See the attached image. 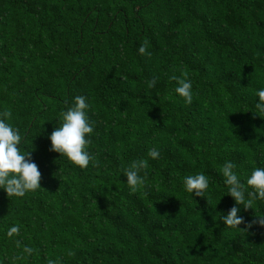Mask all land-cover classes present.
<instances>
[{"label": "trees", "instance_id": "16d2710c", "mask_svg": "<svg viewBox=\"0 0 264 264\" xmlns=\"http://www.w3.org/2000/svg\"><path fill=\"white\" fill-rule=\"evenodd\" d=\"M184 72L191 105L170 79ZM260 89L264 0H0V113L11 110L45 190L0 189V264H264V227L231 229L219 214L236 206L222 165L245 185L264 168ZM78 95L94 125L83 170L49 139ZM141 159L133 194L124 170ZM199 173L206 198L184 188ZM237 207L246 224L264 215V200Z\"/></svg>", "mask_w": 264, "mask_h": 264}, {"label": "clouds", "instance_id": "9594fccd", "mask_svg": "<svg viewBox=\"0 0 264 264\" xmlns=\"http://www.w3.org/2000/svg\"><path fill=\"white\" fill-rule=\"evenodd\" d=\"M147 44L144 43L139 48L140 54H147ZM171 80L176 81L177 87L175 92L183 98L184 102L191 105L194 98L193 84L188 78L187 72L182 73V78L172 75ZM156 80L148 81L149 87H154ZM258 103L256 108L259 112L264 113V89L257 92ZM90 105L85 96L78 95L75 97L74 106L69 107L63 112V122L60 127H56L51 133L49 139L51 142L50 151L58 153L66 157L74 166L80 169H87L94 157L87 150L92 143L89 137L94 131V125L89 120L88 111ZM12 118L11 110H5L0 113V189H3L8 197H24L27 193H35L41 188L42 173L38 166L31 159V152H22L21 145L23 136L18 128H14L7 120ZM148 157L153 160L159 158L160 153L156 148H152L147 153ZM98 161L93 163L96 166ZM148 161L141 159L134 161L128 168L124 170V176L127 178V185L131 193L135 194L141 187L146 184L147 177L141 176L140 172L147 169ZM237 165L233 162L226 161L220 171L228 185V196L234 199L235 205L227 215L219 213L223 223L231 229L247 232L253 225L258 224L264 227V215L255 217L251 223H245L242 216L239 215L240 208L244 210L253 208V204L257 199L264 200V168H255L251 175L242 183L235 169ZM183 184L185 190L195 197L206 198L207 190L210 185V178L203 173L196 175H188L184 177ZM251 189V191H249ZM45 191V190H44ZM247 194V195H246ZM167 215V214H166ZM240 225H245L244 229H240ZM19 233V227L13 226L8 231V236L12 237ZM19 247V242H17ZM23 252L28 256L32 255L33 249L25 246ZM69 256H74L72 250H68ZM25 256H16L14 259H24ZM47 264H59L58 261L49 259Z\"/></svg>", "mask_w": 264, "mask_h": 264}]
</instances>
